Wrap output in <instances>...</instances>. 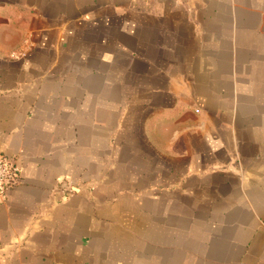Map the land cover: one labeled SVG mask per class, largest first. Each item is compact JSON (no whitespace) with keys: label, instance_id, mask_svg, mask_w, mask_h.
Returning a JSON list of instances; mask_svg holds the SVG:
<instances>
[{"label":"crops","instance_id":"1","mask_svg":"<svg viewBox=\"0 0 264 264\" xmlns=\"http://www.w3.org/2000/svg\"><path fill=\"white\" fill-rule=\"evenodd\" d=\"M0 153V264H264V0H0Z\"/></svg>","mask_w":264,"mask_h":264},{"label":"built area","instance_id":"2","mask_svg":"<svg viewBox=\"0 0 264 264\" xmlns=\"http://www.w3.org/2000/svg\"><path fill=\"white\" fill-rule=\"evenodd\" d=\"M21 168L15 157L0 153V198L20 183ZM73 193V190H69Z\"/></svg>","mask_w":264,"mask_h":264}]
</instances>
